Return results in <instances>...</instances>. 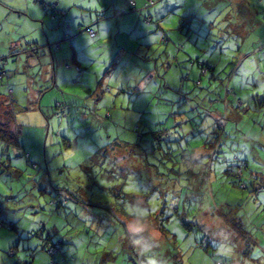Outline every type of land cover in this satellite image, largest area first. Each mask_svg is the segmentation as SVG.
<instances>
[{"label": "rangeland", "instance_id": "374dc122", "mask_svg": "<svg viewBox=\"0 0 264 264\" xmlns=\"http://www.w3.org/2000/svg\"><path fill=\"white\" fill-rule=\"evenodd\" d=\"M43 1L58 3L57 8L64 10L67 22L77 30L74 36L70 30L71 36L61 40L58 49L46 43L38 52L27 54L22 50L27 43L45 42L46 26L41 27L40 20H34L25 8L30 2L35 5L31 9L42 12L49 21L50 13H44L34 0H0V68L4 66L5 71L0 93L12 101L19 128L17 137L23 149L18 153L10 147L8 153L3 152L0 163V264H18V257H31L33 264H52L53 259L61 260L63 256L59 264H144V257L149 264H215L213 257L218 259L220 254L228 261L232 244L226 235L222 240L210 239L213 257L193 247L194 234L210 232L208 225L205 230L187 235L179 220L171 217L167 238L151 228L153 235L144 232L141 237L131 238L123 232L122 222L129 229L144 226L128 222L119 206L135 214H149L176 201L173 195L184 189L180 181L168 186L158 178L163 176L160 173L164 166L151 153L144 160L136 148L131 152L118 150L110 141L114 136L135 139L134 127L142 122L154 127V122L176 103L167 104L159 97L173 98L181 89H187L186 67L177 65L184 66L188 60L165 66V44L160 40L164 31L162 35L160 29L156 31L155 22L161 20L162 28L168 29L176 13L197 11L202 18L200 29L191 37L198 46L176 39L174 32L168 46L180 55L186 50L193 56L201 51L199 57L215 64L214 70L200 75L195 70L190 72V78L200 77L201 82L194 87L199 95L192 99L201 109L213 110L216 104L223 111V117L228 118L229 138L221 142L214 157L207 153L202 157L208 181L201 192L188 195L192 199L196 196L209 214H221L225 227L221 231L217 222L214 225L218 231L231 234L224 215L229 218L243 214L247 227V207L252 201H247V188H240L234 181L232 167L236 164L234 154L238 153V157L245 158V169L253 174L264 173V110H251L247 119V98L252 93L264 96V0H156L154 4L144 0L143 7L135 10L129 9L127 0H119L125 8L113 16L99 18L101 34L93 37L87 30L78 31V25L91 23L89 17L101 14L108 0ZM147 12L160 15H153V23L145 25L142 16ZM165 13L168 14L158 18ZM92 24L98 32V26ZM147 27L153 32L143 33ZM56 30L58 39L63 30L60 26ZM180 35L185 38L184 32ZM148 40L153 41L150 51L156 49L150 58L145 52ZM177 41L183 42L184 49L176 47ZM251 41L255 42L254 54L243 59ZM76 48L78 58L73 61ZM211 72L215 76L209 78ZM8 87L13 90L11 97L7 95ZM224 87L231 93H226ZM236 97L244 101L243 105L235 107ZM211 119L209 116L200 125L210 124ZM189 138L194 145L203 141L199 132ZM196 150L206 152L203 147ZM51 184L68 198L59 207L51 202L55 192ZM122 192L126 194L122 196ZM252 196L249 197H256L252 199L256 202L253 211L260 208L264 214V193ZM166 198L165 203L160 202ZM159 210L163 211L161 215L171 212L168 206ZM190 215L183 218L191 220ZM6 219L16 226L11 227ZM249 219L257 245L264 248V241L258 240L264 239V222L260 223L256 215ZM49 230L53 240L65 238L53 259L42 248V236ZM152 237L157 238L155 246ZM12 245L16 254L8 252ZM165 247L169 250L166 256ZM248 259L247 264H264V256L250 262Z\"/></svg>", "mask_w": 264, "mask_h": 264}, {"label": "trees", "instance_id": "16d2710c", "mask_svg": "<svg viewBox=\"0 0 264 264\" xmlns=\"http://www.w3.org/2000/svg\"><path fill=\"white\" fill-rule=\"evenodd\" d=\"M35 2H38L41 7L46 11L47 13H50V19L53 21L58 27L62 28L63 30V35H61L58 39L55 40H46L43 43H34V42H29L27 44V48H23L22 50L27 53H36L40 50V47L46 46V43L49 47H52L54 50L58 49L60 47V41L69 37V27L70 24L64 19V10L61 8H57L58 3L56 2H51V3H45L43 0H34ZM112 0H109L108 3L112 4ZM127 5L130 10H135L137 8L134 5L133 0H127ZM152 4L156 2V0H149ZM218 4V3H217ZM147 5L149 3L147 2ZM106 9V7H104ZM104 9H101V14H98V19L105 17V11ZM140 9V8H138ZM148 9V8H147ZM157 9V7H155ZM115 12L114 14H117L118 12L122 11L118 9L117 7H114ZM99 13V12H98ZM162 13V12H161ZM168 13L161 14L158 18H161L166 16ZM108 15V14H107ZM153 15H160L158 13H155ZM153 15L150 12H147L144 16V24H150L151 22L153 23L154 18ZM202 18L199 17V14L197 11L190 10V11H184V12H178L176 13L172 19L169 21L170 26L168 29L162 28L160 22L161 20H158L155 22V27L156 31L160 29L161 35L162 31L163 35L160 38L165 44L164 51L166 52L167 57L165 58L167 60L162 61L165 64V66H169L173 64V61H176L177 64L184 62L185 60L187 61V64L184 66L177 65L178 67H186L187 73L184 74V79L188 84H186L187 89H181L180 93L178 96H175L173 98H162L159 97L160 99H164V102H169L167 104H172L173 102L176 101L174 105L171 106V110L166 111L164 114L163 118L157 119L154 127H148L147 122H142L139 125L134 127V131H136L137 135L135 139H127L126 137L122 136H114L110 142H113L115 144L116 149L118 150H124L126 152H131L134 151L136 148L142 157V159L146 160V157L148 156V153H151L152 156L155 159L160 160L162 163L163 167V172L160 174H163L162 177H158L161 179L163 182L166 184L168 183V186H172L177 184V181H180V187L182 192L175 193L173 196L177 198L176 201H172L170 204L167 203L164 206H168L171 210L170 214L167 215H161L163 211L159 210L160 208H163L164 206H159L158 208L155 209L154 212L149 213V214H135L133 212L127 211L123 206H119L118 208L122 212V214L125 215L126 220L130 223H141L142 226L137 229H129L125 222L123 223V232L127 234L129 237L134 238L135 236H144V232L147 234L150 233L153 235V233L150 232L149 228L157 231L160 235H166L167 238V232H168V222L172 220V218H177L179 222L181 223L182 227L186 229V234L189 235L190 232H198L199 229H204L205 226L208 225L211 227L210 232L208 233H195V240L193 242V247L195 248H202L209 252V254L213 257L215 253L213 250L211 251L209 246L211 244L210 239L213 240H222L223 236H227V239L232 245L230 247V250L228 252L231 254L229 257V260L226 261L225 255L220 254V258L215 259L213 257V260L215 264H247V258L248 261H254L253 258H257L258 256H264V248H260L257 245V237L253 234L251 231V226L252 223H250L249 216H258L260 223L262 221L264 222V214L258 208L256 212H254L253 208L256 202H254L249 196L251 195H256L257 194H263L264 193V173L258 174L255 172L253 174L250 169H245L246 163H245V158L238 157V153H235L234 160L236 162L235 165H233V175H234V181L237 183V185L240 188H247L249 191L250 195L247 197V201H252L251 202V207H247V227H246V222L245 218L242 216H235L233 215L232 217L229 216V218L225 216V223L229 225L232 229L231 234L227 232H220L217 229V226L214 225L218 222V224L221 226V231L222 228L225 227L224 224L221 222L220 219L224 220L221 216H219V212L217 213H210L206 210H204V207L202 206L201 202L196 201V196H194L195 199H192V195H188V193L192 192H201L203 188L205 187V182L208 181L207 177V171L203 169V163L202 157L207 153V156H215V153L219 150V145L224 139L229 138V132L227 130V119L226 117H223L224 113L222 110L218 109V106L212 105L213 110L209 108H200V105L195 104L194 98L192 97H197L199 95L196 93V86L199 84L200 85V77L198 80H195L193 78H190V72L192 71H197L199 72L198 74L202 72H207L210 70H214L215 64L210 65L207 62L206 57H199L201 51L197 53V55H192L190 52L192 51H183L180 54L173 52L170 50L169 42L171 39V32L176 34V39H183L184 43L189 42L190 44L194 46H198V44L195 42V39L191 37V33L194 31H198L200 29V24H201ZM159 22V23H158ZM92 23H89L87 25L85 24H80L78 25V31L80 30H89L92 29L94 31V34L91 35L88 31L89 36H94L97 34V31L94 30L92 27ZM169 32V35L166 34ZM153 28H149L146 32L143 33H152ZM184 32L185 38L181 37L180 33L182 34ZM175 36V35H174ZM181 37V38H180ZM194 42V43H192ZM152 43L153 41L148 40L145 42L146 47H145V52L147 57H151L153 52L156 51V49H153L150 51L152 48ZM195 43L197 45H195ZM252 43V41H251ZM178 49L183 48L184 49V44L182 41H177L175 44ZM255 42L253 41L252 45L250 46L247 45V52L244 53L243 59L247 55L249 57L251 54H254L253 48H255ZM160 47V46H159ZM192 48V47H191ZM194 51H196L194 49ZM200 53V54H199ZM256 54V53H255ZM172 57V59H170ZM257 57V56H256ZM251 58V57H249ZM255 58V56H254ZM242 59V60H243ZM241 60V61H242ZM249 61V60H248ZM244 62V60H243ZM242 62V63H243ZM78 68V66L76 65ZM80 69V68H78ZM181 72V71H180ZM184 73V72H183ZM5 71H4V66L0 68V80H3ZM213 73H210L209 78L212 76L214 77L215 75H212ZM183 75V74H182ZM196 75V74H195ZM212 79H210L211 81ZM209 81V84H210ZM192 82V83H190ZM194 84V85H192ZM164 85L168 88L169 85L165 82ZM192 85V88L190 87ZM195 87V88H194ZM191 88V90H189ZM225 88V87H224ZM226 90V93H231L230 89L225 88L224 91ZM8 96L11 97L13 90L12 88L8 87ZM193 95V96H192ZM196 95V96H195ZM250 98H247V119L250 117L251 110H264V96H260L259 93H252ZM258 97H261L260 99ZM237 98V97H236ZM260 101H257L258 99ZM190 100H193L194 102H190ZM258 104V107L255 108V102ZM163 103V102H162ZM238 103V104H237ZM244 101L241 98H237V102L235 103V107L239 106V104L243 105ZM190 106V107H188ZM254 108V109H252ZM217 113L218 115H215ZM204 116V118H202ZM211 116V121L209 122L210 124H205L204 127L203 121H207V118ZM241 117V116H240ZM201 119V120H200ZM197 123L198 125H196ZM262 128V127H261ZM18 132L19 128L18 125L15 121V116H14V111H13V106H12V101L11 99H8L7 97H3L0 93V163L2 164V154L3 152L9 151L10 147H13L16 149V151L19 153L22 149L21 144L19 143L18 140ZM200 133L202 135L203 141L197 145L192 144L190 140V136H196L197 133ZM260 134L262 131H256V133ZM245 133V131L243 132ZM233 142V141H232ZM238 142V141H235ZM198 147H203L206 152L204 153H198L196 150ZM234 147V142L231 147V149ZM113 148V147H112ZM144 154V158H143ZM25 156L28 158V153L25 154ZM213 156V157H214ZM219 157V155H217ZM9 158V157H8ZM33 167H36L35 162H31ZM154 165L155 163H149V165ZM165 177L167 179H165ZM178 177V178H177ZM177 178V179H175ZM159 183V182H158ZM52 187L54 188L55 192L53 191L52 193V198L51 202L55 204L56 207L61 206L67 201V196L63 193H61L58 190V187L54 184H51ZM185 185L187 186V189H185ZM72 193V192H71ZM122 196L126 193L122 192ZM164 195V194H163ZM73 196L76 197V200H80L78 198V195L73 193ZM172 196V197H173ZM252 196V197H253ZM184 200V201H183ZM167 201L166 199L160 200L161 203H165ZM155 205V204H154ZM264 207V204H262ZM261 207V209H263ZM200 209V211L198 210ZM254 212L251 214V212ZM175 213V214H173ZM191 213V220L184 219V216H187V214ZM174 215V217H173ZM221 215V214H220ZM189 216V215H188ZM115 217H117V214H115ZM172 217V218H171ZM5 222H9L11 227H15V223L10 220H5ZM3 225V224H2ZM206 226V227H208ZM261 230L264 231V228L261 227ZM201 231V230H200ZM185 234V235H186ZM51 230H49L44 237V242L42 243V248L45 250V252L50 256L51 259L54 258V255H56L58 252L61 250V247L59 246L60 243L65 241V238L59 237L56 240H53L51 237ZM186 235V236H187ZM155 236V235H154ZM233 237V238H232ZM149 238V237H148ZM164 238V242L166 243L167 239ZM201 238V240H199ZM134 240V239H133ZM155 240H157L156 237H152V243L154 245ZM260 242L264 241V239H258ZM126 241V240H125ZM156 243V242H155ZM155 246V245H154ZM167 246V243L166 245ZM264 246V245H263ZM215 247V246H214ZM15 248V246H9L8 252H10L12 249ZM166 248V247H165ZM128 249L130 252L131 249V244L130 242L128 243ZM167 249V248H166ZM15 251L14 254H16L17 250H12ZM132 251H134L132 249ZM169 250L167 249L166 253L164 255L166 256ZM144 256V254H143ZM64 257V256H63ZM62 257V259H63ZM66 257V256H65ZM58 258H55L51 261L52 264H59L60 260H56ZM66 260V258H65ZM144 264H149L148 260L144 257L143 258ZM18 264H33V259L31 257L29 258H19L17 259ZM143 264V263H142ZM249 264V263H248Z\"/></svg>", "mask_w": 264, "mask_h": 264}, {"label": "crops", "instance_id": "0c3cea01", "mask_svg": "<svg viewBox=\"0 0 264 264\" xmlns=\"http://www.w3.org/2000/svg\"><path fill=\"white\" fill-rule=\"evenodd\" d=\"M109 1V0H108ZM113 2H112V4H109L108 3V5H107V7H106V9H104V11H105V14H108V15H111V16H113V13L115 12V10H114V7L116 8H118V9H120V8H125V6L123 5V3L122 2H120L119 0H112ZM134 1V5L136 6V7H138V8H142L143 7V2H144V0H133ZM34 3L36 4H39L38 2H35L34 1ZM30 6H35V5H32L30 2H29V5H27V7L25 8V11H26V13L27 14H29L30 16H34L33 18H34V20H36V21H39L40 20V22H41V27H44V25L46 26V30H44V32H45V39L47 40H55V39H57V30H56V28H58V26L53 22V21H51V19H50V21L49 20H46L45 18H44V16H43V13L42 12H40V11H33L32 9H31V7ZM32 11V12H31ZM81 12H83V11H81ZM44 13H47L46 11H44ZM139 13H141V12H139ZM81 14H83V13H81ZM66 16H67V14H64V19L66 20ZM98 17V16H97ZM97 17H89L90 18V20H89V22H91V23H94V24H96V26H98V35H100L101 34V32H100V27H99V24H100V19H98ZM142 17H144V16H142ZM32 18V17H31ZM32 18V19H33ZM85 18V17H84ZM42 19V20H41ZM67 21V20H66ZM84 21V19L82 20V22ZM149 28L147 27L146 28V30H145V32L148 30ZM71 30V35L72 36H74L75 34H74V32L77 30L76 29V27H75V25L73 24V25H71L70 24V27H69V30L68 31H70ZM133 30H136V26L134 27V29ZM70 35V32H69V36H71ZM55 38V39H54ZM43 41V39L41 38V42ZM73 41V40H72ZM73 47V46H72ZM78 51H79V49H75V54L72 56V59H73V61H76V58H78ZM255 60L257 61V58L255 57ZM249 77V75H247V78ZM261 134V133H260ZM261 136V135H260ZM264 138V137H263Z\"/></svg>", "mask_w": 264, "mask_h": 264}, {"label": "built area", "instance_id": "2783aa9c", "mask_svg": "<svg viewBox=\"0 0 264 264\" xmlns=\"http://www.w3.org/2000/svg\"><path fill=\"white\" fill-rule=\"evenodd\" d=\"M88 31H89V33H90L91 35L94 34V31H93L92 29H89Z\"/></svg>", "mask_w": 264, "mask_h": 264}]
</instances>
